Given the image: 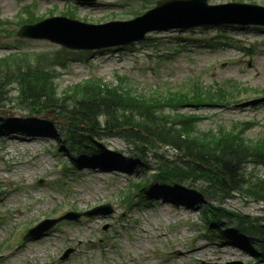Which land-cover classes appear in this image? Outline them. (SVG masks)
I'll list each match as a JSON object with an SVG mask.
<instances>
[{"label": "rangeland", "instance_id": "rangeland-1", "mask_svg": "<svg viewBox=\"0 0 264 264\" xmlns=\"http://www.w3.org/2000/svg\"><path fill=\"white\" fill-rule=\"evenodd\" d=\"M156 1L0 0V60L15 56L52 67L59 93L95 80L109 87L123 85L132 95L152 101L179 93L193 97L199 91L209 96L210 104L182 105L177 112L194 115L201 132L235 128L252 142L264 138V99L237 105L264 97V26L150 32L141 42L102 51H68L46 40L17 37L24 23L52 16L90 24L128 21ZM227 2L264 6V0H208ZM9 89L15 97L17 86ZM12 115L18 128L0 129V264H264L228 229L220 235L206 223L203 210L211 198L198 191L201 182L179 187L153 182L158 159L151 144L139 157L113 133H86L117 151L114 158L84 160L62 147L61 127L48 121H37L40 126L35 127V119ZM155 150L161 154L167 149ZM250 170L264 178V166ZM137 182H147L148 189L142 193L134 188ZM217 200L212 205L264 226V204L238 194ZM105 204L111 215L64 220L48 234L23 240L44 219ZM222 222L235 226L226 218ZM67 250L68 258L60 259Z\"/></svg>", "mask_w": 264, "mask_h": 264}, {"label": "trees", "instance_id": "trees-1", "mask_svg": "<svg viewBox=\"0 0 264 264\" xmlns=\"http://www.w3.org/2000/svg\"><path fill=\"white\" fill-rule=\"evenodd\" d=\"M56 76L52 67L42 66L38 61L33 63L15 56L0 60V129L18 128L7 119L12 112L40 116L38 120L61 127L65 138L62 147L84 160L105 155L91 145L86 135L102 130L119 136L143 155L148 151L146 144L152 148H171L177 153L173 154L174 160L166 162L162 155L155 178L174 187L188 180L190 185L201 182L204 187L199 192L211 198L204 206L206 223L213 224L220 235L223 229H228L227 233L254 253L257 261H264V226L212 205L217 199L233 194L264 203V178L248 171L254 166H264V138L252 142L235 128L201 132L194 115L177 112L182 105L211 102L209 96H202L199 91L193 97L179 93L152 101L143 94L132 95V89L123 85L109 87L95 80L59 93L54 84ZM11 85L17 86L15 97L10 96ZM52 110L55 121L43 116ZM101 118L103 123L99 122ZM224 218L235 222V226H224Z\"/></svg>", "mask_w": 264, "mask_h": 264}, {"label": "water", "instance_id": "water-1", "mask_svg": "<svg viewBox=\"0 0 264 264\" xmlns=\"http://www.w3.org/2000/svg\"><path fill=\"white\" fill-rule=\"evenodd\" d=\"M219 25H264V7L241 3L209 5L207 0H163L144 15L126 22L92 25L69 18L52 17L35 24L23 25L17 36L48 40L73 51H93L143 40L151 31ZM254 103L256 102H248L242 106ZM91 141L104 150L102 143L93 139ZM99 213L109 215L112 210L108 206H102L82 214L70 213L62 218L45 220L31 229L25 239L49 232L64 219L77 220L82 215L92 216ZM70 253L71 250H67L61 259H67Z\"/></svg>", "mask_w": 264, "mask_h": 264}]
</instances>
